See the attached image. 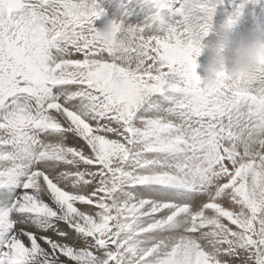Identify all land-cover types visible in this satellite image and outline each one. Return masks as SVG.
<instances>
[{
    "label": "snow or ice",
    "instance_id": "snow-or-ice-1",
    "mask_svg": "<svg viewBox=\"0 0 264 264\" xmlns=\"http://www.w3.org/2000/svg\"><path fill=\"white\" fill-rule=\"evenodd\" d=\"M223 2L121 46L98 0H0V264H264V75L197 73Z\"/></svg>",
    "mask_w": 264,
    "mask_h": 264
},
{
    "label": "clouds",
    "instance_id": "clouds-1",
    "mask_svg": "<svg viewBox=\"0 0 264 264\" xmlns=\"http://www.w3.org/2000/svg\"><path fill=\"white\" fill-rule=\"evenodd\" d=\"M239 22V16H229L219 27H215L213 21L210 34L214 33L215 38L205 43L209 34L201 41L202 53L207 51L208 62L203 69L204 75L200 77L209 93L226 81L239 86L264 75V27L255 25L234 38ZM137 27L146 30L149 25ZM127 28L125 18L110 20L103 29H98V34L105 41H119L123 46L129 43L123 35Z\"/></svg>",
    "mask_w": 264,
    "mask_h": 264
},
{
    "label": "bare ground",
    "instance_id": "bare-ground-1",
    "mask_svg": "<svg viewBox=\"0 0 264 264\" xmlns=\"http://www.w3.org/2000/svg\"><path fill=\"white\" fill-rule=\"evenodd\" d=\"M132 1L133 0L131 1L130 0H98L100 5L102 2V8L105 10V15L95 21V27L97 29H103L108 21L125 18L128 27L129 26L135 27L138 25L142 26L147 24L149 25V27L146 29V31L149 33V35L164 37L167 35L170 27L176 26L178 22L182 20V17L177 13V11L175 12L172 9L171 5H169V7L159 10V19L152 21L150 18L152 15L155 14L157 10L153 8L150 4L146 3L145 0L135 1L134 6L130 9V5H132ZM233 5H234L233 0H224L222 4L217 5L216 13L213 17L215 27H219L224 22L225 19L233 15L234 12V11L232 12ZM138 6L143 8L139 10L137 9ZM240 20L242 21L243 18L240 17ZM244 22L247 21L245 20ZM246 24L247 23L244 24L243 22H239L237 29L233 33L234 38H238L239 35L237 32L239 30L241 31L245 30V27L248 30L252 28V26H246ZM214 38L215 36L213 33L212 36L207 37L205 41L208 42L210 40H213ZM207 62H208V53L207 51H205L197 58V63L199 65V67L197 68V73L201 77L204 75L203 69L207 65Z\"/></svg>",
    "mask_w": 264,
    "mask_h": 264
},
{
    "label": "rangeland",
    "instance_id": "rangeland-1",
    "mask_svg": "<svg viewBox=\"0 0 264 264\" xmlns=\"http://www.w3.org/2000/svg\"><path fill=\"white\" fill-rule=\"evenodd\" d=\"M135 1H137V0H133L132 1V5H130V9L134 6V4H135L134 2ZM168 3H169V5H171L172 9L176 12V10L181 7V5L183 3V0H168ZM233 4L234 5L232 6L233 7L232 8V12L233 11L234 12H233L232 16H240L241 18H243V20L242 21L240 20V22H243L244 24L247 23L246 26H252L253 27V26L257 25V24H260L261 27H264V0H233ZM101 6H102V2H101ZM142 8L143 7H139L138 6L137 9L140 10ZM130 11H132V10H130ZM245 20L247 22H244ZM250 23H252V24H250ZM246 30H248V29H246V27H245V30H242V31L239 30L237 33L239 35V34L245 32ZM239 32H241V33H239ZM212 34L209 35L208 37H211Z\"/></svg>",
    "mask_w": 264,
    "mask_h": 264
}]
</instances>
